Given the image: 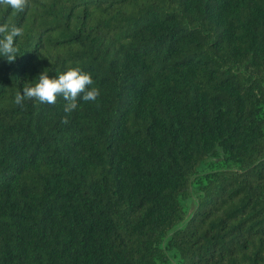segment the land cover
I'll return each mask as SVG.
<instances>
[{
    "label": "trees",
    "instance_id": "1",
    "mask_svg": "<svg viewBox=\"0 0 264 264\" xmlns=\"http://www.w3.org/2000/svg\"><path fill=\"white\" fill-rule=\"evenodd\" d=\"M5 22L0 264H264V0H29ZM69 68L95 102L15 104Z\"/></svg>",
    "mask_w": 264,
    "mask_h": 264
},
{
    "label": "clouds",
    "instance_id": "2",
    "mask_svg": "<svg viewBox=\"0 0 264 264\" xmlns=\"http://www.w3.org/2000/svg\"><path fill=\"white\" fill-rule=\"evenodd\" d=\"M29 0H0V5L11 8L14 13L23 12L28 7ZM23 36V28L9 25L5 22L0 24V57L7 59L9 63L16 60L18 47L16 38ZM93 79L90 74L82 72L79 68H69L55 78H50L45 70L39 75V80L34 85L25 83L23 91L17 92L15 104L23 105L25 100H34L40 104H56L57 97H62L66 103L64 112L71 114L78 108V100L95 102L100 92L95 87H90ZM63 123H69L68 115Z\"/></svg>",
    "mask_w": 264,
    "mask_h": 264
},
{
    "label": "rangeland",
    "instance_id": "3",
    "mask_svg": "<svg viewBox=\"0 0 264 264\" xmlns=\"http://www.w3.org/2000/svg\"><path fill=\"white\" fill-rule=\"evenodd\" d=\"M191 206H192V204H191Z\"/></svg>",
    "mask_w": 264,
    "mask_h": 264
}]
</instances>
